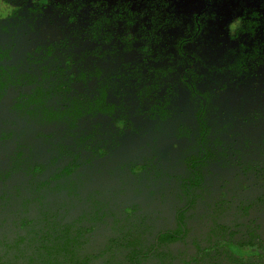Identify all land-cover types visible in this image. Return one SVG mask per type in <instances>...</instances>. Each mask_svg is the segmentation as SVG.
Instances as JSON below:
<instances>
[{
  "label": "trees",
  "instance_id": "obj_1",
  "mask_svg": "<svg viewBox=\"0 0 264 264\" xmlns=\"http://www.w3.org/2000/svg\"><path fill=\"white\" fill-rule=\"evenodd\" d=\"M0 2V264H264V0Z\"/></svg>",
  "mask_w": 264,
  "mask_h": 264
},
{
  "label": "rangeland",
  "instance_id": "obj_2",
  "mask_svg": "<svg viewBox=\"0 0 264 264\" xmlns=\"http://www.w3.org/2000/svg\"><path fill=\"white\" fill-rule=\"evenodd\" d=\"M10 11L11 9L9 7L5 6L3 3L0 2V17L7 16Z\"/></svg>",
  "mask_w": 264,
  "mask_h": 264
}]
</instances>
